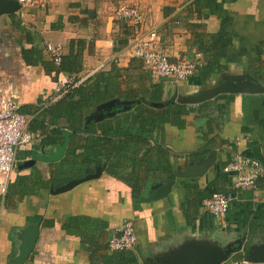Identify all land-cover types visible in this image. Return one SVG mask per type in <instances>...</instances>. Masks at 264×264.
<instances>
[{
    "label": "crops",
    "instance_id": "0c3cea01",
    "mask_svg": "<svg viewBox=\"0 0 264 264\" xmlns=\"http://www.w3.org/2000/svg\"><path fill=\"white\" fill-rule=\"evenodd\" d=\"M121 1L40 0L0 15V98L16 100L29 129L43 133L40 142L17 147L0 193V264H15L32 224L38 237L23 264H121L126 253L136 264H165L198 246L234 248L219 264L264 254V173L254 188L239 189L222 171L235 152L264 171V0H134L144 15L139 27L116 16ZM136 29L139 37L155 30L169 61H194L193 74L180 82L152 76L130 55ZM46 40L62 44V57L80 52L78 73H109L117 91L80 110L60 107L51 98L67 72L51 62ZM113 68L122 69L117 78ZM246 82L256 90L211 94ZM152 83L162 86L159 100L150 97ZM138 105L145 113H183L158 124L149 143L136 148L137 169L130 162L112 173L108 160L85 147L94 137L87 130L137 113ZM54 129L63 132L60 141L50 139ZM73 180L79 181L60 189ZM214 191L233 193L223 218L202 206ZM124 218L133 222L136 244L110 251L107 238Z\"/></svg>",
    "mask_w": 264,
    "mask_h": 264
},
{
    "label": "built area",
    "instance_id": "2783aa9c",
    "mask_svg": "<svg viewBox=\"0 0 264 264\" xmlns=\"http://www.w3.org/2000/svg\"><path fill=\"white\" fill-rule=\"evenodd\" d=\"M17 1L22 6H31L40 2V0ZM115 13L119 19L130 25L139 27L143 23L144 15L134 0L121 1ZM137 29L129 38L130 55L140 58L152 76L180 82L193 74L194 61L188 59L169 61L156 31L149 30L144 37H139ZM43 46L51 62L59 67L63 56L62 44L46 40L43 42ZM90 74V71L62 73L56 81L51 99L62 98L74 88L82 85ZM42 138L43 133L41 131L29 129V118L20 110V104L16 100L10 97L0 98V193H5L7 189L10 174L15 165L17 147L40 142ZM222 171L230 177L232 186L239 189L254 188L256 180L264 173L260 163L255 158L242 152H235L223 165ZM232 200L233 193L231 191L213 192L211 196L202 200V206L214 216L223 218ZM135 244L136 235L130 218H124L120 226L114 229L107 238V247L110 251L132 249ZM232 264L263 263H253L242 258Z\"/></svg>",
    "mask_w": 264,
    "mask_h": 264
},
{
    "label": "trees",
    "instance_id": "16d2710c",
    "mask_svg": "<svg viewBox=\"0 0 264 264\" xmlns=\"http://www.w3.org/2000/svg\"><path fill=\"white\" fill-rule=\"evenodd\" d=\"M197 5L200 6V4ZM204 5L211 6L210 3H204ZM79 53H75L73 56L68 55L62 57L60 69L67 73H78L80 69ZM113 69L115 77L117 78L116 75L121 74L122 69ZM108 76L109 73L105 72H97L88 76L82 85L74 88L60 98L57 101V104L60 105V107L67 104V106L70 107V110L71 108L80 110L87 107V105H89L94 99L111 96L114 91H117L119 84L115 82L116 80L114 81ZM161 87L162 86L159 83H152L150 85L149 92L152 100L160 99L162 94ZM75 95H78V100H73ZM141 106L143 105L137 106V113L118 115L114 118L106 119L96 123L87 130V133H91L94 137L90 138L91 144L89 142L85 147L88 146L87 149L92 151L91 153L94 155H98L99 158L108 160L107 169L112 173L123 172L130 162L132 163L134 170L137 169L138 157L136 148L139 145L141 146L149 143L148 140L151 138V132L158 124H164L166 120L172 123V121H174V116H177L178 118L180 114L183 113L181 110H172L169 107L162 111L153 110L150 113H145L146 109L142 111L140 109ZM137 123L140 124V131H134V127ZM62 133V131L54 129L51 131L50 139L56 142L60 141L62 139ZM43 143L44 142L42 141V144ZM74 150L75 148L70 152H73ZM149 152L148 153L151 156L154 154L158 155L156 150L155 152L153 150H150ZM86 159H88V157L85 158V160ZM134 172L137 174V170ZM132 183L134 185V181ZM120 252L125 253L123 251ZM123 260L124 263L121 262V264H136L135 256L131 253H126V255L123 256Z\"/></svg>",
    "mask_w": 264,
    "mask_h": 264
},
{
    "label": "water",
    "instance_id": "95a60500",
    "mask_svg": "<svg viewBox=\"0 0 264 264\" xmlns=\"http://www.w3.org/2000/svg\"><path fill=\"white\" fill-rule=\"evenodd\" d=\"M20 3L17 0H0V15L2 14H12L17 11L20 7ZM247 91L252 92L256 90V87L249 82L245 84L234 85L226 88H215L211 94H215L218 91ZM201 98V97H200ZM199 98V99H200ZM197 100V98H195ZM193 102L195 100H192ZM35 161V157L32 159L26 160L23 165H29ZM99 173L95 174L97 176ZM93 177L92 175L87 176L85 179ZM84 179V178H83ZM79 180H73L67 183L65 186L61 187L60 189H67L72 186L73 183H76ZM81 181V180H80ZM168 186H166L158 196L164 195L167 192ZM38 237V225L32 224L22 233V243L19 249V252L15 259V264H23L28 258L30 253L35 247L36 240ZM240 245L237 246V248ZM234 248L227 247L224 250L219 248H212L211 250H206L201 248L200 246L194 247L188 254L177 256L176 258L165 262V264H219L222 260L226 259L227 255L232 251ZM245 260L253 262V263H264V254L259 255H251L246 253L243 257Z\"/></svg>",
    "mask_w": 264,
    "mask_h": 264
}]
</instances>
